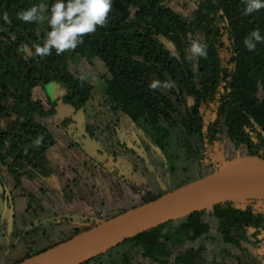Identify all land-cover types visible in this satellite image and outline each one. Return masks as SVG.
Here are the masks:
<instances>
[{"label": "trees", "instance_id": "obj_1", "mask_svg": "<svg viewBox=\"0 0 264 264\" xmlns=\"http://www.w3.org/2000/svg\"><path fill=\"white\" fill-rule=\"evenodd\" d=\"M171 1L112 0L104 26L85 34L74 50L57 55L53 49L41 58L34 55L33 45L43 43L46 22L26 23L17 19L16 13L47 0H0V12L7 11L12 21L8 25L0 19V195L8 206L19 196L26 199L24 210L19 211L20 204L16 205L19 214L12 216L15 232H9L5 220L1 235L6 227V236L24 241L33 234H47L58 220H46L51 210L35 205L25 181L46 185L45 179L56 174L60 185L78 184V169L63 156L46 119L58 113L60 104L72 106V111L55 126L73 129V135L84 139L77 143L74 137L73 146L86 151V145L93 146V139H113L121 113L132 124L133 131L125 134L136 148L119 137L115 143L131 158L132 165L145 162L158 174L170 175L179 161H188L190 166L182 170H193L196 175L188 176L182 185L222 164L208 153L218 154L223 142L237 151L236 156L264 159V42H257L253 51L243 43L254 29L264 36V8L245 15V0H190L187 17L174 9ZM192 40L205 44L207 51L206 57L197 59L195 70L193 62L186 59ZM21 45L26 46V52L18 50ZM80 66L96 72L85 74ZM154 78L174 80L176 86L151 90L148 85ZM103 81L105 95L98 105L114 114L106 124L100 119L89 121L86 109L93 101L94 89ZM59 89V94H53ZM79 112L85 117L83 131L77 127ZM11 187L19 192L15 195ZM40 191L48 190L43 187ZM139 193L142 203L165 194L145 189ZM18 218L23 227V221L31 226L22 228ZM71 237L65 235L61 241L30 248L12 264ZM205 253L213 257L208 259ZM92 261L264 264V198L213 203L144 230L81 264Z\"/></svg>", "mask_w": 264, "mask_h": 264}, {"label": "rangeland", "instance_id": "obj_2", "mask_svg": "<svg viewBox=\"0 0 264 264\" xmlns=\"http://www.w3.org/2000/svg\"><path fill=\"white\" fill-rule=\"evenodd\" d=\"M189 3L190 0L171 1L174 9L187 17L191 14V4ZM99 66L100 70L103 71V65L99 64ZM80 69L85 74L96 72L94 69H89V66H80ZM105 87L106 81H103L93 91V101H90L89 107L86 108L89 121L100 119V121L103 120L106 124V121L112 118L111 115H114L112 111L105 110L104 106L98 105V102L105 95L103 94ZM54 93L59 94L60 89L53 91ZM71 111L72 106L60 104L58 113L46 119L50 123V129L53 135L59 140L62 146L61 151L65 153L63 156L78 169V176L80 178L78 184H71L70 187L60 185L58 175L56 174L45 179L46 185L43 182L37 184V182L25 181L33 194L32 197L35 205L42 209L51 210V216L46 220L54 221L51 218L58 220H55L56 223H53L52 229L47 234L45 232L42 236L33 234V238L29 237L24 241L17 240L16 236H6V227H8L9 232H15L16 229L14 228V222H12V216L24 210L26 199L19 196L17 201L14 200L15 202L11 206H8V203L0 195V226L3 225V221H7L4 223L6 227L2 228V232L4 231L5 235L0 234V264H12L23 258L30 248H40L43 247L42 245L55 240L61 241L65 235H69L70 237L74 236L73 234L78 229L81 232L89 228L93 223L101 222L103 218H111L132 207L140 205L142 203V196L139 192L142 189L166 193L168 190L171 191L182 185L183 180L188 176L194 177L196 175H193V170L188 172L182 170L184 167L190 166V163L185 160L182 162L179 161L178 165L175 166V173H171L170 175L158 174V171H155L152 165H148L145 162L135 160L137 167L132 165L131 158L124 153L121 146L115 143L117 141L116 138L119 137L120 139L126 140L129 145L132 144L128 135L125 134L127 131H133L132 124L121 113L120 117L122 121L119 124V131L117 135L113 133V136H115L114 138L112 136L113 139L109 138L106 140L103 137L93 139L91 142L93 146L86 145L88 148L86 149L87 152L82 148L79 149L78 146H73L71 140L74 137L77 143H80L79 140L83 142L84 139L75 136L76 134L73 135V129L65 131L63 128L55 126L59 119ZM99 114L101 115L99 116ZM83 116V113H77L76 118L79 131H83L81 124L84 122L85 117ZM147 139L145 138L146 141ZM132 146L136 148L134 143ZM218 148V154L217 152L212 153L210 151L208 157L214 159V156H216L215 160L225 162L237 154V151H234L226 142L219 144ZM115 151L117 154L114 153ZM208 162L210 164V160ZM159 172L162 171L160 170ZM163 172H166V170L163 169ZM43 187L48 190L46 193L40 191ZM11 191L15 195L19 192L18 189ZM19 204L21 210L18 211L16 205ZM46 216L47 213L42 215L43 221ZM18 219V222L21 224L20 218ZM23 224L24 227L21 224L22 228L31 226L29 221H23ZM44 226L51 227L48 223H45ZM32 239L35 241H32ZM216 249L214 253L217 255L219 249L218 247ZM205 256L210 259L213 257V254L205 253ZM90 264H94V262L92 261Z\"/></svg>", "mask_w": 264, "mask_h": 264}, {"label": "water", "instance_id": "obj_3", "mask_svg": "<svg viewBox=\"0 0 264 264\" xmlns=\"http://www.w3.org/2000/svg\"><path fill=\"white\" fill-rule=\"evenodd\" d=\"M245 164L254 168L260 179L231 178V173ZM246 197L264 198V159L254 155L235 156L212 173L104 219L16 264H81L161 223L225 199Z\"/></svg>", "mask_w": 264, "mask_h": 264}, {"label": "clouds", "instance_id": "obj_4", "mask_svg": "<svg viewBox=\"0 0 264 264\" xmlns=\"http://www.w3.org/2000/svg\"><path fill=\"white\" fill-rule=\"evenodd\" d=\"M112 8V0H47L34 4L27 9L16 13V18L23 22H46L48 30L43 43L34 44V55L41 58L48 56L53 49L57 55L66 50H74L83 42L85 34L96 31L97 26H104L106 18ZM264 8V0H245L244 14ZM0 19L10 25L11 19L7 11L0 12ZM257 42H264V36L259 29H254L244 38V45L249 51L256 48ZM18 50L26 52L27 48L21 45ZM186 59L193 62V69L197 67L196 61L200 57H206V45L198 40H192ZM176 86L174 80H160L154 78L149 82V89H169ZM38 143V141H37Z\"/></svg>", "mask_w": 264, "mask_h": 264}, {"label": "bare ground", "instance_id": "obj_5", "mask_svg": "<svg viewBox=\"0 0 264 264\" xmlns=\"http://www.w3.org/2000/svg\"><path fill=\"white\" fill-rule=\"evenodd\" d=\"M231 178L240 179V178H250V179H260V176L251 166L241 165L238 166L232 173Z\"/></svg>", "mask_w": 264, "mask_h": 264}]
</instances>
